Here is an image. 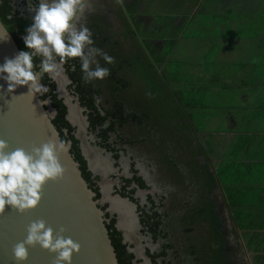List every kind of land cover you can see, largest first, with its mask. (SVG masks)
<instances>
[{
  "label": "trees",
  "instance_id": "16d2710c",
  "mask_svg": "<svg viewBox=\"0 0 264 264\" xmlns=\"http://www.w3.org/2000/svg\"><path fill=\"white\" fill-rule=\"evenodd\" d=\"M182 1L179 0L177 4L172 5V0H156L155 5H152L151 0H148V7L145 12L152 24H137L138 34L128 24L129 18L134 19L132 17L134 16V9L131 5H126L124 9L116 5L113 8L112 20L103 16H97L93 20L90 29L94 46L114 58V63L108 65L102 58L97 57L100 65L108 67L110 70V75L103 81L84 83L81 78L82 73L78 58L66 61L63 65L71 81V87L74 86L72 91L79 98L80 106L88 110V120L91 126L100 125L103 121L108 120L110 129L134 125L149 130L148 139L145 140H148L149 143L160 144L159 147L164 146L163 150L170 148L171 152L174 153L173 155L167 153V157L169 158V165L173 170L175 169L177 176H179V166L181 168L184 166L187 169V175L190 178L198 179L200 182L196 185L200 192V194L198 193L200 196H197L198 200H195L196 204L190 209L186 205L188 210L183 212L181 218L175 220V226L172 223H166L167 230L169 229L170 244L164 245L158 256L163 257L167 250L172 249L174 257L180 259L177 264H186L187 262H182L181 251L177 248L173 238H176L175 234H178V230L182 232V235L191 233L192 229L189 226L192 225L204 233L199 235L198 239L202 235L206 237L202 239L204 247H200L198 244V248L190 243L194 237L186 238L185 243L187 242V246L190 248V250L182 251V254L187 257L186 261L192 260L193 264H227L229 257L224 250L226 239L221 231L222 221L217 218L215 204L210 197L212 188L217 186L219 179L223 180V174L216 173L213 178L208 176L206 163L203 161L207 158L203 150L200 147L199 149L193 147V142L196 141V131H193L190 119L185 116L184 111V109L189 110L190 108H185L181 104L177 92L170 89L169 81L165 79L163 74L164 68L169 62L166 57L183 39L186 31L191 28L193 20L202 16L211 17L212 6L224 5L226 1L189 0L191 6L187 8L184 5H179ZM235 1L239 2V0ZM241 1L245 3V8L248 7L249 9L252 0ZM167 2L173 6V11L176 8V15H172L168 12L169 10H166ZM230 3L231 1L228 0V4ZM143 20L146 19L143 18ZM28 21L27 17L20 18L18 12L11 10V0H0V22L13 38L19 51L26 50L18 35L22 36L26 33L25 29L30 26ZM179 21H181L180 24H178ZM206 47H209L208 50ZM204 49L212 52L215 59H223L224 57V50L220 47L216 48L213 43L208 46L205 45ZM218 59L216 61L219 62ZM39 61L40 57H34V64H39ZM203 65L204 63L200 64V66ZM70 67L75 68L74 72L69 70ZM162 67L163 70L160 69ZM41 83L48 88V91L41 96V100H49L51 108L55 110L52 124L58 131L60 140L70 144V154L78 163L81 176L95 194L94 200L96 201L98 198L97 189L91 183V174L87 171L85 161L80 154L78 141L73 135L74 128L65 119L66 107L63 101L57 97L56 84L47 74L41 77ZM95 98H99V104ZM96 104L100 105L99 109L103 111V117L95 106ZM145 136L146 134L143 133V137ZM180 154L186 158L181 160ZM198 155L202 156L201 160L197 158ZM200 163L202 164L200 165ZM210 181L213 182L212 186H209L208 182ZM229 187L232 188V184L226 187L229 192H232L233 189ZM230 205L233 209L245 211V203L231 202ZM256 208H258L257 205L254 206L255 210ZM239 217L240 215L235 218V223H238L237 228H243V231L258 228L256 226L257 221L249 220L250 225H246L245 218ZM256 217L258 218L257 215ZM104 218L118 264H132L134 256L128 252L127 246L122 243L121 235L114 226V218H108V215H104ZM158 225L159 223L155 222L150 226L154 238L159 235L162 236V231L158 232L155 228ZM211 236H215V238H211ZM207 237L217 243H213L217 251L215 250L212 258L207 250H204L210 240L205 242ZM199 249L201 250L200 257L197 255ZM154 258L152 256V261ZM262 261H264L263 257Z\"/></svg>",
  "mask_w": 264,
  "mask_h": 264
},
{
  "label": "flooded vegetation",
  "instance_id": "af4514ba",
  "mask_svg": "<svg viewBox=\"0 0 264 264\" xmlns=\"http://www.w3.org/2000/svg\"><path fill=\"white\" fill-rule=\"evenodd\" d=\"M39 2L40 0H11V10L13 12H18L20 18L27 17L31 25L35 13L30 10V6L34 8ZM116 5L123 9L126 5L132 6L134 9V16L132 17L134 19L129 18L128 24L136 34H138L136 30L137 24L148 25L152 23L145 12V9L147 10L148 7V0L140 2L139 0H86L84 12L78 15L75 20L76 27L79 28L80 25H84L91 31L90 27L97 16L108 17L112 20L113 8L116 7ZM143 18L146 20H143ZM180 23L181 21H179L178 24ZM25 35L26 33L22 36L18 35V37L22 39ZM62 69L66 74L64 65H62ZM69 70L74 72L75 68L70 67ZM47 75L56 84L53 77L49 74ZM66 86H68L69 92L77 96L75 92L72 91L74 86L71 87V81L69 84H66ZM98 104L95 106L103 117L104 113L99 109L100 105L98 106ZM80 107L82 108L81 116L86 118L85 123H87V125L85 133L87 135L84 138H88L89 146L82 145L81 140L75 136V130L73 135L78 141L77 145L85 161L86 169L91 174V183L97 189L98 198L96 201L99 207L103 209L104 215H108V218H114V226L120 233L122 243L127 246V249H136V245L137 247L140 246V249H143L144 255L149 259L151 264H174L173 260L169 259V256H171L170 251H173L172 249L167 250L163 257L158 256V254L162 252L163 246L170 244V236L166 227L167 218L171 214L174 215L178 212L187 211L186 205L189 208L192 195L200 196L199 189L197 188L198 186H196L200 184L199 180L190 178V176L187 175V169L183 168V171L180 166L178 168L179 176H177L175 169L173 170L169 165L168 154L166 155V153H161L158 150V148L163 150L162 146L159 147L160 144L151 142L147 143L145 147L138 146L136 142L131 144L129 139H123L122 136L118 134L117 127L110 129L108 120L103 121L100 125L94 124V126H91L88 120V110L82 106ZM195 148L199 149V146L196 145ZM201 157V155H198L197 158L201 160ZM185 158L186 157H183V159ZM203 161L206 163L207 172L209 173L208 176L211 178L215 177V165H213L210 160L204 159ZM201 164L202 163H200V165ZM185 178L187 179L186 181L184 180ZM216 181L215 179V182ZM187 182L188 184H192L191 187H193V190H190L187 196H185V192H181V190L183 184ZM208 183L209 186L213 185L212 181ZM212 189L210 197L214 201L215 212L223 210L219 201L215 199L216 196L214 194L217 190V186ZM183 197L184 199H182ZM118 200L127 201L126 203L131 206V212L127 205H124ZM111 205L116 208V211L110 209ZM177 206L178 211L176 213L175 210ZM155 222L159 223V225L155 227L158 232L162 231V236L159 235L157 238H154L150 230V226ZM226 222L228 223L229 221ZM129 224L131 226L136 224V226L132 233L129 234L128 243H124L122 230L120 231L118 226L122 227L124 225L126 228ZM221 231L223 236L228 233L225 220L222 221ZM178 232L182 234L181 231L178 230ZM164 235H166V237H163ZM199 241L200 239L194 238L192 245L198 248ZM229 242L224 244V249L227 251L229 257L227 264H233L231 261V244ZM213 243L211 239L208 242V244L212 246ZM187 249L190 250L188 246L185 247V250ZM204 250H207L209 256L212 258L216 249H212L207 245V248ZM200 253L201 250L199 249L197 254L199 257ZM152 256L155 257L153 259L154 261H152ZM135 258L134 256L132 264ZM136 259L137 264H141L142 259ZM181 260L183 263L187 262L186 264H192V260L186 261L184 258Z\"/></svg>",
  "mask_w": 264,
  "mask_h": 264
},
{
  "label": "water",
  "instance_id": "95a60500",
  "mask_svg": "<svg viewBox=\"0 0 264 264\" xmlns=\"http://www.w3.org/2000/svg\"><path fill=\"white\" fill-rule=\"evenodd\" d=\"M18 52L13 38L8 32L5 33L3 26L0 28V64L5 58H13ZM60 73L62 85L55 77L53 79L57 86V97L63 98L66 107L65 119L74 128L75 136L81 140L82 145L87 146L84 138L86 118L81 116L82 108L77 96L65 89V85L70 81L62 65ZM6 88L7 84L0 79V140L8 144L7 151L22 148L31 154L33 148H39L49 142L58 143L60 136L52 124L55 110L51 108L50 101L42 105L40 94L33 97L27 95V86H17L11 94L5 93ZM72 110L77 122L70 119ZM69 150L68 143L67 151L57 152L59 163L64 169L63 176L44 185L36 209L20 214L6 207L5 212L0 214V264H17L12 259V248L25 238L28 225L36 220H43L46 226L51 227L54 237L63 228L62 235L79 244V252L73 254L71 264H118L105 226L104 211L94 200L95 194L82 178L79 165ZM120 202L127 205L131 212L127 201ZM135 226L136 224H129L126 228L124 225L118 226V229L122 230L124 243H128L129 234ZM127 250L136 258H141V264H151L140 246L136 245V249ZM27 251V260L20 264H55V255L42 250L38 245L28 247ZM136 258L133 264H137Z\"/></svg>",
  "mask_w": 264,
  "mask_h": 264
},
{
  "label": "clouds",
  "instance_id": "9594fccd",
  "mask_svg": "<svg viewBox=\"0 0 264 264\" xmlns=\"http://www.w3.org/2000/svg\"><path fill=\"white\" fill-rule=\"evenodd\" d=\"M85 6L86 0H40L34 8L30 6L35 14L22 37L26 50L19 51L13 58H5L0 64V79L7 84L5 93H13L17 86H27V95H43L48 88L41 83V77L58 76L60 66L74 58L79 59L81 78L86 84L103 81L110 75L109 68L102 67L97 57L108 65L114 63V58L94 46L88 27H76L75 20ZM34 57H40L39 64H34ZM95 99L99 103V98ZM40 103L47 104L48 100ZM7 149L8 144L0 140V214L6 207L23 214L38 207L47 182L62 178L64 169L57 152L67 151V143L64 140L49 142L33 148L31 154L22 148L11 152ZM63 231L61 228L54 237L53 229L43 220L33 221L27 227L25 238L13 246L12 259L17 264L26 261L27 248L38 245L55 255V264H71L80 246L71 238H65Z\"/></svg>",
  "mask_w": 264,
  "mask_h": 264
},
{
  "label": "rangeland",
  "instance_id": "374dc122",
  "mask_svg": "<svg viewBox=\"0 0 264 264\" xmlns=\"http://www.w3.org/2000/svg\"><path fill=\"white\" fill-rule=\"evenodd\" d=\"M225 1L224 5L212 6L211 17L202 16L193 20L191 28L186 31L183 39L174 47L172 53L166 57L169 62L163 71L165 79L169 81L170 89L177 92V97L185 108H190L189 110L184 109L185 116L190 119L193 131L202 135L201 141L204 144L208 143L206 136L211 133L221 132L226 127L227 112L233 115L232 117L235 120L237 118L236 122L241 131L261 130V128H264L263 120H257L254 123L250 121L251 117L254 116L253 108L256 106V101L260 94L256 92L257 86L255 88L250 86L247 88L242 87L245 78L251 76L248 73L250 70L248 68L254 66L260 72L262 67H264V12L263 10L260 11L256 6L255 8L248 9L247 7L246 9L245 3L241 0L239 2L229 0L231 1L230 4H228V0ZM205 43H207V46L213 43L216 48L220 47L223 49V59L216 58L219 62L216 61L215 55L204 49ZM206 48L208 50L209 47ZM211 62L213 64H210ZM202 63L204 65L200 66ZM160 69L163 70V67ZM205 72L206 75L203 74ZM52 77H55L58 83L62 85L61 74ZM206 78L208 80H205ZM261 84L260 79L258 86ZM65 89L69 92L68 86L65 85ZM245 90L246 92H243ZM251 91H253L252 95ZM247 92L251 98L248 101V106L242 108L240 107L242 106V101L239 98L243 95L246 96ZM60 99L62 100L63 98ZM244 113L245 123L242 121ZM248 122L251 126L246 129L245 126ZM117 130L118 134L123 139H129L131 144L136 142L138 146L145 147L149 143L148 140H145L148 139L149 130H144L134 125H127ZM143 133L146 134L145 137H143ZM84 134L85 136L87 135L86 133ZM85 140L89 146L88 138ZM158 150L161 153H166V155L167 153L174 154L170 148L165 151L161 148H158ZM180 156L181 160H183V155L180 154ZM221 156L226 159L223 163V158H219L217 164H229L226 163L228 160L231 162L232 158L237 157L239 159L240 155L235 153L233 156L232 152L229 154L224 150L221 152ZM183 168L184 166H182L184 171ZM184 180L186 181L187 179L185 178ZM190 190H193L191 184H188V182L184 183L181 192H185V196H187ZM196 196L198 195H192L189 208L196 204L195 200H198L199 197ZM175 211L177 213L178 206ZM238 211L235 212V215H238ZM182 213L178 212L177 214L169 215L167 222L175 226V220L177 221L181 218L183 216ZM225 225L229 227V223L226 221ZM237 225L238 223L236 222ZM189 227L192 229L191 233L182 235L178 232V234H175L176 238H173L177 248L181 251L180 257L181 259L184 258V260H187V257L182 254V251L187 246V242L185 243L186 238L194 237L198 239L199 235L204 234L195 226L190 225ZM200 228L203 229L202 227ZM238 230L242 232L243 228H238ZM205 237L203 235L200 237V247H204L202 239H205ZM211 238H215V236H211ZM209 239L207 237L204 241L206 242ZM190 243L193 244L192 240ZM215 244L217 243L215 242ZM213 246L208 244V247L212 249H214ZM170 255L169 259H172L174 264H177L180 259L174 257L173 251H170Z\"/></svg>",
  "mask_w": 264,
  "mask_h": 264
},
{
  "label": "crops",
  "instance_id": "0c3cea01",
  "mask_svg": "<svg viewBox=\"0 0 264 264\" xmlns=\"http://www.w3.org/2000/svg\"><path fill=\"white\" fill-rule=\"evenodd\" d=\"M172 1V5H175L179 0ZM155 3V0H151L152 5H155ZM172 5L167 2L166 10H169L168 12L172 15H176L177 10L175 8L173 11ZM179 5H184L187 8L191 6V3L189 0H183ZM255 6L264 12V0H252L249 8H255ZM204 45H207V43ZM248 69H250L248 73L251 76L245 78L242 87L247 88L250 86L255 88L257 86L256 92L260 93L256 106L253 108L254 116L251 117L250 121L251 123L257 120L264 121V67H262L260 72L254 66ZM203 74L206 75V73ZM260 79L262 84L258 86ZM205 80L208 79L206 78ZM243 92H246V90ZM252 93L253 91H251V95ZM250 98L251 96L248 92L246 96H241L239 99L242 101V106L240 107H247ZM227 114L228 112L225 119L226 127L221 132L211 133L206 136L208 143L206 142L205 144L201 141L202 135L196 132V141L193 142V147L199 146L207 160H210L215 165V172L223 174V180L219 179L217 190L214 194L216 196H214L215 199L219 201L223 210L216 211L215 214L220 221H229L228 233L224 235V238L226 239L225 244L229 241L231 244V261L233 264H264V261H262V257L264 259V128H261V130L241 131L236 122L237 118L235 120L232 117L233 115ZM242 121L245 123V113L242 115ZM250 126L248 122L245 127L248 129ZM224 150L229 154L232 152L233 156L238 153L240 155L239 159L237 157L232 158V163L229 160L226 162L229 164H217L218 159L223 158L221 152ZM225 159V157L222 159L223 163ZM231 184L232 188H229L233 190L229 192L226 187ZM231 202L245 203V211L233 209L230 205ZM255 205L258 206L256 210L254 209ZM110 209L116 211V208L112 207V205ZM237 211L238 215H235ZM239 215V218H245L246 225H250L249 220L257 221L256 226L258 228L240 232L235 223V218Z\"/></svg>",
  "mask_w": 264,
  "mask_h": 264
},
{
  "label": "bare ground",
  "instance_id": "6f19581e",
  "mask_svg": "<svg viewBox=\"0 0 264 264\" xmlns=\"http://www.w3.org/2000/svg\"><path fill=\"white\" fill-rule=\"evenodd\" d=\"M61 74V73H60ZM70 119L73 121V122H76L77 121V117L75 115V112L72 110L71 113H70ZM119 207V206H118ZM121 209V208H120Z\"/></svg>",
  "mask_w": 264,
  "mask_h": 264
}]
</instances>
